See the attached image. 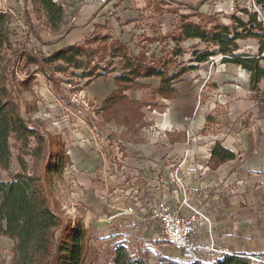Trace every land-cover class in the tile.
I'll list each match as a JSON object with an SVG mask.
<instances>
[{
  "label": "rangeland",
  "instance_id": "374dc122",
  "mask_svg": "<svg viewBox=\"0 0 264 264\" xmlns=\"http://www.w3.org/2000/svg\"><path fill=\"white\" fill-rule=\"evenodd\" d=\"M57 1L63 6L64 16L59 30L53 32L44 14L40 9L35 8L36 4L29 1L24 7L23 0H0V12L5 11L12 18L9 25L12 41L10 50L15 52L16 56L6 51V59L11 65L10 84L20 93L18 102L24 118L38 127L45 137L50 135L58 142L53 145L52 155L55 162L61 160L63 168L60 175L51 174L48 186L60 211L69 219L71 226L73 228L82 226L85 231L84 243L87 248L85 264H111L113 250L121 243L117 242L119 230L112 228L111 223L105 222L112 211L107 207L111 197L109 193L106 194L107 189L100 180L102 168L94 145L97 149L106 147L104 154H107L109 167L112 168L110 165L116 150L119 156L120 152L122 153L121 145L133 141L145 142L142 134L143 129L148 126L145 112H157L163 115V107L161 109L142 107L140 109L142 118L138 123H135L134 112L130 113L129 118L118 107L114 113H103L100 104H97L85 91L89 79L84 78L83 75L95 66L99 67L98 73L105 75L95 78V81L113 79L120 74L118 60L110 59L105 50L108 44L115 40L127 45L133 56L138 55L140 51L148 50V58L153 54L158 60L164 59L163 62L167 61L166 65H170L169 73L172 74L179 70V67L174 68L175 66H187L194 45H197L199 51L205 49V46L199 44L197 40H188L180 46L182 54L176 59L171 57L170 53L175 44L169 37L178 34L180 16L190 15L189 21L194 23L202 20L204 24L231 26L232 16L247 21V16L241 12L245 10L249 14H256L257 20L264 27V5H257L255 0H120L127 3V8L121 10L110 4L118 0ZM90 1L98 2L101 6L93 15L100 20L96 19L97 23H94L88 37L82 44L77 45L83 47L87 55L76 57L71 65L56 62L48 72L58 83L48 81L35 66L27 64L25 54L48 57L55 53L51 52L52 42H48L51 41L50 37L57 36L61 40L81 28L82 25L76 24L77 21L74 24L73 18L77 17L83 4ZM126 3L121 4L126 5ZM106 5H109V8L102 10ZM189 6H198V11L190 10ZM171 9L175 12H168ZM26 18L30 22V27ZM72 27L76 28L67 32ZM94 37H99L100 40L84 45L86 40H92ZM153 37L162 40L160 43L152 44L145 42L146 38ZM238 44L239 52L256 54L258 51L255 40L239 41ZM219 60V56L210 58L208 65L204 67L203 81L208 89L212 84H216L211 78L214 67L220 64ZM60 69L64 71L60 72ZM23 83L27 85H21ZM206 87H202L203 92ZM203 92L197 95L196 102L209 103L211 113H219L227 106L226 102L220 101L219 96L214 98V101L208 97L205 99ZM262 97L263 94L256 98L255 94H252V98L257 101ZM157 98L153 100L156 103L159 102L156 101ZM139 101L154 103L150 90L144 91ZM215 117L216 115L210 116L209 120ZM207 123L209 132H214L217 128L216 124ZM243 123L247 124V120L241 122L242 126ZM9 144L13 157L9 171H0V179L3 181L19 171L16 160L19 145L13 139L9 140ZM34 144L31 140L30 146ZM206 156L208 158V155ZM23 159L30 172L32 157L24 155ZM115 161L118 167L120 162L116 159ZM228 169L231 172L224 177L225 180L221 185H218L220 182L217 183L208 193L207 209L215 225L214 235L219 239L216 243L231 254H244L256 264H264V173L237 172L234 166H229ZM146 238L149 237L144 239ZM126 244L131 248L132 253L140 249L160 254L167 260L160 264H215L222 261L221 259L214 261V257L188 261L184 259L182 252L169 245L163 247L155 244V247L147 248L133 241H126ZM12 247L11 240L0 236V264L11 263ZM150 264L156 263L150 260Z\"/></svg>",
  "mask_w": 264,
  "mask_h": 264
},
{
  "label": "trees",
  "instance_id": "16d2710c",
  "mask_svg": "<svg viewBox=\"0 0 264 264\" xmlns=\"http://www.w3.org/2000/svg\"><path fill=\"white\" fill-rule=\"evenodd\" d=\"M29 1L36 4L35 8L41 10L46 22L53 32H57L64 16L63 6L52 0H23L26 7ZM112 0H105L110 2ZM257 5L263 6L264 0H255ZM192 11H198V6H189ZM168 12L174 13L171 9ZM247 16V21L240 17L232 16V25L198 23L189 21L190 15L180 16L177 35H171L174 49L171 57L178 58L181 54V44L188 40H197L205 46L202 51L194 45L189 66L177 65L179 70L170 74V65L164 59H156L152 54L147 57V52L140 51L133 56L124 43L119 40L111 41L105 48L112 60H118L120 74L113 78L115 89L102 101L100 110L103 113L115 112L120 108L122 113L130 118V113L136 115L138 123L142 118L140 109L162 108L156 103L155 98L171 99L177 94L174 85L180 81L181 75L194 70L198 65L207 62L210 58L219 56L220 64H233L241 67L250 76V91L258 93V86L264 80V27L257 19L256 14L241 11ZM26 15V13H25ZM29 27L30 22L26 18ZM12 18L8 13L0 12V171L8 172L13 155L10 151L9 140L13 139L19 145L16 160L19 171L6 181L0 179V236L13 242L12 260L10 264H85L86 245L85 231L82 226L73 228L69 219L60 211L54 200L48 183L51 174L60 175L63 164L61 160H53V145L58 143L52 136L46 137L38 127L32 125L24 118L19 107V91L10 84V61L6 59V51L12 52L9 25ZM209 25V26H208ZM72 27L69 29L70 32ZM168 37V36H167ZM166 38V37H164ZM99 37L86 40L84 45L99 41ZM158 37L146 38L148 44L160 43ZM255 40L258 44L257 55L239 52V41ZM87 55V51L77 45L65 47L48 57H38L25 54L26 62L35 66L44 77L51 82L58 83L48 72L56 63L61 62L71 65L75 58ZM64 71V69H60ZM99 67L95 66L83 75L89 79L88 84L95 78L104 77L98 73ZM144 79H158L157 89L151 92L152 101L144 102L130 100L125 94L129 91L148 89L149 86L140 83ZM21 85L26 86L23 83ZM260 101H264L262 97ZM170 142H184L185 135L167 134ZM176 136V138H175ZM179 137V138H177ZM31 140L35 143L30 146ZM124 152L125 147L121 145ZM32 157V167L28 172V165L23 156ZM235 159V155L219 143L214 146L207 167L215 171L221 165ZM156 264L166 262L158 253L149 250H136L132 255L123 245H118L113 250L111 264ZM198 264V263H197ZM215 264H256L244 254L225 256L222 261Z\"/></svg>",
  "mask_w": 264,
  "mask_h": 264
},
{
  "label": "crops",
  "instance_id": "0c3cea01",
  "mask_svg": "<svg viewBox=\"0 0 264 264\" xmlns=\"http://www.w3.org/2000/svg\"><path fill=\"white\" fill-rule=\"evenodd\" d=\"M121 3L126 2L118 0L110 4L121 10L127 8V3L126 5ZM100 6L94 1L83 4L77 17L73 18L74 24L77 21L76 24L82 27L61 40L57 36L50 37L51 41L48 42H52L51 52L82 44L93 30L94 23H97L96 19L100 20L93 17ZM108 8L109 5H106L102 7V10ZM257 52L250 54L257 55ZM262 56L264 57V52ZM208 63L207 61L200 64L194 70L181 75L180 81L174 85L177 92L174 98H157L156 101H159L158 104L163 107V115L157 112H145L148 122L147 128H144L142 132L145 142L124 143V162L128 168L148 171L153 162L179 160L186 155L190 161V169L196 174H202L203 185L211 189L219 182L218 185H221L225 180L224 177L231 172L228 169L229 166L237 168V172L264 173V101L255 100L256 97L264 95V80L260 82L255 98H252L249 74L239 66L219 64L214 67L211 78L216 84H212L208 89L203 81L204 67ZM189 65L191 64L188 63L187 66ZM139 82L149 88L126 92L130 100L139 101L144 91L152 92L159 85L158 79H144ZM202 87H206L204 92ZM115 88L112 78L101 81L94 79L87 84L85 91L89 97L91 96L97 104L101 105ZM201 92L205 99L208 97L211 101L219 96L220 101L226 102L227 106L219 113H211L209 103L196 102L197 95ZM214 115H216L215 119L209 120V117ZM244 120H247V124L243 123L242 126L241 122ZM207 122L216 124L217 128L214 132H209ZM169 133L174 135L183 133L186 140L170 142L167 136ZM216 143L231 151L235 159L221 165L215 171L208 167L200 171L198 164L208 163L209 157L207 158L206 155L211 154ZM78 159L81 160V157L78 156ZM212 197H214L213 194ZM92 210L95 212L94 208Z\"/></svg>",
  "mask_w": 264,
  "mask_h": 264
},
{
  "label": "built area",
  "instance_id": "2783aa9c",
  "mask_svg": "<svg viewBox=\"0 0 264 264\" xmlns=\"http://www.w3.org/2000/svg\"><path fill=\"white\" fill-rule=\"evenodd\" d=\"M95 148L102 168L100 180L111 197L107 207L112 211L105 222L119 230L117 242L130 255L133 253L126 241L147 248L155 244L173 246L188 261L211 257L218 261L233 255L217 244L219 239L214 235L215 225L207 209L211 188L203 185L202 174L190 169L186 155L179 160L153 162L148 171H142L128 168L124 152L119 156L117 150L110 168L104 154L106 147ZM115 159L120 162L118 167ZM198 167L202 171L207 163H199Z\"/></svg>",
  "mask_w": 264,
  "mask_h": 264
}]
</instances>
